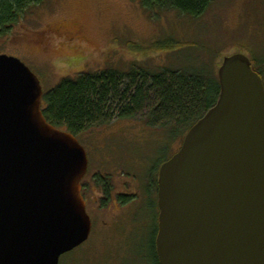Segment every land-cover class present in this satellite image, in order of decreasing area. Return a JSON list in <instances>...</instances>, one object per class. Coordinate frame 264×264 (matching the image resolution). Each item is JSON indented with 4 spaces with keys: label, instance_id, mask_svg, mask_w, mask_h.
<instances>
[{
    "label": "water",
    "instance_id": "water-1",
    "mask_svg": "<svg viewBox=\"0 0 264 264\" xmlns=\"http://www.w3.org/2000/svg\"><path fill=\"white\" fill-rule=\"evenodd\" d=\"M218 77L216 105L159 170V264H264V81L242 53ZM43 98L39 77L0 54V264H60L93 231L87 150Z\"/></svg>",
    "mask_w": 264,
    "mask_h": 264
},
{
    "label": "rangeland",
    "instance_id": "rangeland-1",
    "mask_svg": "<svg viewBox=\"0 0 264 264\" xmlns=\"http://www.w3.org/2000/svg\"><path fill=\"white\" fill-rule=\"evenodd\" d=\"M169 39L182 48L156 49ZM191 53L211 55L217 73L223 59L236 53L250 58L254 70L264 71V0H214L198 18L177 11L150 15L140 0H46L0 37V54L21 59L39 77L44 93L83 73H129L147 65L156 72L181 68ZM79 140L90 160L84 196L93 231L77 258L82 264H157L158 209L150 206L155 196L148 195V179L179 151L182 139L172 142L139 117L116 119ZM101 175L111 177L114 186L106 205L95 178ZM120 194L129 196L124 205Z\"/></svg>",
    "mask_w": 264,
    "mask_h": 264
},
{
    "label": "trees",
    "instance_id": "trees-1",
    "mask_svg": "<svg viewBox=\"0 0 264 264\" xmlns=\"http://www.w3.org/2000/svg\"><path fill=\"white\" fill-rule=\"evenodd\" d=\"M213 1L140 0V3L150 15L177 11L182 15L198 18L205 14ZM45 2L46 0H0V37L8 36L30 9ZM177 46L182 48L180 42L176 43L171 39L166 40L165 44L155 45L156 49L161 50H171ZM189 57L188 64H183L181 68L164 67L156 72L147 65L133 68L129 73L110 69L67 78L56 88L44 93L43 114L49 123L78 138L87 131L110 125L116 119L131 120L140 117L150 127L168 134L172 142L178 138L183 141L192 126L216 105L221 92L218 65L211 55L202 57L201 54L191 53ZM255 70L264 80V71ZM169 159L155 167L148 179V195L150 198L155 196L154 203L150 202V206H156V209L159 170ZM95 178L105 192L103 204L106 205L113 194L111 177L107 175ZM128 197L119 195L118 200L124 205V200ZM157 232L158 216L153 249L159 264ZM78 249L64 255L68 258L62 262L63 256L60 264H82L81 259L77 258Z\"/></svg>",
    "mask_w": 264,
    "mask_h": 264
},
{
    "label": "flooded vegetation",
    "instance_id": "flooded-vegetation-1",
    "mask_svg": "<svg viewBox=\"0 0 264 264\" xmlns=\"http://www.w3.org/2000/svg\"><path fill=\"white\" fill-rule=\"evenodd\" d=\"M64 32H65V31H64ZM66 33L69 34V32H66ZM67 36H68V35H67ZM87 175H88V174H87ZM87 175H86V176H87ZM85 178H86V177H85ZM85 178H84L83 181H82V186H83L82 194H83V196H84V194H85L84 191H85V187H86V186H84V180H85ZM97 184H98V183H97ZM98 186H99V185H98ZM103 193H105L104 190H103ZM104 195H105V194H104ZM120 195H121V194H120ZM84 197H85V196H84ZM105 198H106V196L104 197V200H105Z\"/></svg>",
    "mask_w": 264,
    "mask_h": 264
}]
</instances>
